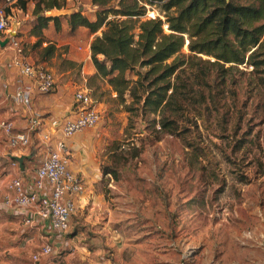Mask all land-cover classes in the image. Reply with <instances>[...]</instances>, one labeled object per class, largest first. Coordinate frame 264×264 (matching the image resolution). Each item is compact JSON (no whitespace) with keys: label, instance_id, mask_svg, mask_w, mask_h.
Listing matches in <instances>:
<instances>
[{"label":"rangeland","instance_id":"obj_1","mask_svg":"<svg viewBox=\"0 0 264 264\" xmlns=\"http://www.w3.org/2000/svg\"><path fill=\"white\" fill-rule=\"evenodd\" d=\"M34 1L12 7L8 25L33 64L38 49L30 48L35 38L28 28ZM59 1L61 8L43 14L96 8L89 0ZM150 17L165 18L158 5L146 4L141 19ZM51 26L45 39L55 41L57 52L41 65L54 73L56 85L86 89L99 112L80 137L99 176L88 185L81 178L87 200L71 213L77 228L69 226L66 238L83 228L80 240L92 239L95 247L101 241L110 264H264V66L228 72L229 81L215 85L206 108L198 106L207 120L187 113L194 125L180 111L171 134L140 103L127 110L106 79L89 80L95 68L86 48L100 30L76 36ZM37 148L34 164L41 158Z\"/></svg>","mask_w":264,"mask_h":264},{"label":"trees","instance_id":"obj_2","mask_svg":"<svg viewBox=\"0 0 264 264\" xmlns=\"http://www.w3.org/2000/svg\"><path fill=\"white\" fill-rule=\"evenodd\" d=\"M27 1L14 0L6 12L11 13L14 6L25 9ZM89 1L96 6L89 14L74 10L55 16H45L42 11L61 8L64 1H34L35 17L28 35L35 38L30 48L38 49L35 64L48 61L57 52L55 41L45 39L50 23L54 32L66 28L68 35L100 30L89 43L95 68L89 80L106 79L127 110L140 103L145 112L158 116L160 129L168 133L178 127L180 111H185V121L191 124L196 121L187 113L207 120L198 106L206 108L215 85L229 81L228 72L243 65L251 66V71L264 66V0ZM146 4L158 5L165 18L141 19ZM23 53L25 56L26 51ZM126 95L130 103H126Z\"/></svg>","mask_w":264,"mask_h":264},{"label":"crops","instance_id":"obj_3","mask_svg":"<svg viewBox=\"0 0 264 264\" xmlns=\"http://www.w3.org/2000/svg\"><path fill=\"white\" fill-rule=\"evenodd\" d=\"M9 35L11 34H0V118L11 120L14 129L20 131L25 129L28 119L32 117L39 118L42 126L31 132V142L27 147H11L7 135L0 129V264H110L107 248L101 241L95 247L92 245V239L80 240L79 233H83V228L72 237L66 238L63 232L53 229L46 219L38 217L34 222L25 223V217L29 213L27 207L3 203L7 192L6 182L11 177H22L25 186L31 189L35 167L47 154L48 146L52 149L57 147V141L61 137L60 122L71 114L74 105L73 92L69 85L55 83L51 92L39 93L30 78L19 73L15 67L6 66V62L14 55L8 44ZM86 51H90L89 43ZM27 86L30 87L29 103L15 100L16 89ZM46 132L50 135V141L47 143L43 142L41 137ZM82 134L81 131L69 137L66 145L70 152V169L88 185L96 182L99 174L87 151L82 150ZM38 146L41 148H37ZM30 147L35 150L37 148V152L41 154L38 162L34 164V159H31L33 155L23 160V169L19 164H13L15 159L10 155H26L31 152L28 151ZM84 193L75 197L74 211L85 205L87 197ZM72 221L71 218V228H77L76 223ZM45 242L51 244L52 253L34 260L32 255ZM91 249L93 251H90Z\"/></svg>","mask_w":264,"mask_h":264},{"label":"built area","instance_id":"obj_4","mask_svg":"<svg viewBox=\"0 0 264 264\" xmlns=\"http://www.w3.org/2000/svg\"><path fill=\"white\" fill-rule=\"evenodd\" d=\"M14 0H0V34L8 33L10 13L6 12ZM8 44L14 55L6 62L7 67H15L19 73L30 78L39 93H49L54 89V73L41 64H33L24 58L23 48L15 36L9 35ZM14 99L28 104L30 87H18ZM74 105L70 115L65 116L59 125L61 137L57 147L48 148L47 154L35 167L32 187L28 189L20 176L11 177L6 182L5 205L27 207L28 215L25 223H31L36 218L49 221L51 227L59 232H66L70 226V215L75 209V197L84 190L82 179L69 167L70 152L66 140L86 128L94 126L99 120V112L94 107V101L86 89L76 88L73 91ZM58 124L56 123L55 126ZM42 122L37 117L28 119L25 129L15 130L13 122L0 118V129L7 135L11 147H27L31 142V132L41 128ZM42 141H50L49 133L42 134ZM13 164L18 162L15 160ZM52 246L49 242L41 245L32 255L34 260L50 255ZM62 264V263H58Z\"/></svg>","mask_w":264,"mask_h":264},{"label":"water","instance_id":"obj_5","mask_svg":"<svg viewBox=\"0 0 264 264\" xmlns=\"http://www.w3.org/2000/svg\"><path fill=\"white\" fill-rule=\"evenodd\" d=\"M58 14L59 13L48 11V13L45 16H55V15H58ZM35 151H36L35 148L32 147L31 148V152L28 153V154H26V155H19V156H17V155H10V157L13 158V159H15L18 162L19 167L21 169H23V160L24 159H27V158H31L35 154Z\"/></svg>","mask_w":264,"mask_h":264},{"label":"bare ground","instance_id":"obj_6","mask_svg":"<svg viewBox=\"0 0 264 264\" xmlns=\"http://www.w3.org/2000/svg\"><path fill=\"white\" fill-rule=\"evenodd\" d=\"M49 10H47V13H48Z\"/></svg>","mask_w":264,"mask_h":264}]
</instances>
